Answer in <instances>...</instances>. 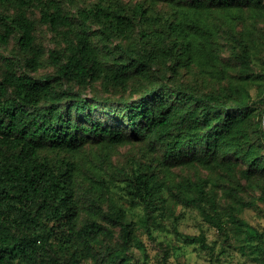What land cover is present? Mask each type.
Returning <instances> with one entry per match:
<instances>
[{
    "label": "trees",
    "instance_id": "obj_1",
    "mask_svg": "<svg viewBox=\"0 0 264 264\" xmlns=\"http://www.w3.org/2000/svg\"><path fill=\"white\" fill-rule=\"evenodd\" d=\"M157 1L162 11L156 1H99L73 15L59 0H0V47L15 41L10 55L0 54V264H81L87 257L131 264L138 223L128 209L99 190L81 206L77 162L44 153L73 155L91 140L102 147L139 140L158 152L125 178L151 238L165 230L163 205L177 201L198 209L220 240L229 239L230 222L237 234L253 228L264 260V229L239 212L261 206L264 214V66L259 74L255 62L264 50L257 31L264 0ZM40 25L57 37L56 48L38 44ZM47 63L53 72L33 74ZM194 67L201 82L181 77ZM207 75L227 82L204 89ZM257 81L263 94L254 100L247 84ZM98 82L120 95L86 92ZM176 167L210 174L172 179ZM212 185L221 189L220 210L205 204ZM186 242L211 256L218 243L205 232ZM164 253L162 263L170 264Z\"/></svg>",
    "mask_w": 264,
    "mask_h": 264
},
{
    "label": "rangeland",
    "instance_id": "obj_2",
    "mask_svg": "<svg viewBox=\"0 0 264 264\" xmlns=\"http://www.w3.org/2000/svg\"><path fill=\"white\" fill-rule=\"evenodd\" d=\"M64 8L73 15H77L79 7L93 5L99 1L110 4H123L126 7H131L137 3L146 5L156 1L153 7L159 11L165 8L163 2L157 0H59ZM31 16L39 19V9L31 11ZM261 36L264 37V23L258 25ZM37 42L46 50L56 48L57 37L48 29L46 25H40L37 32ZM15 45L12 40L7 47H0V54L10 55L11 48ZM227 51L224 52V60L229 63V74L234 78L236 69L229 59ZM47 57V56H46ZM256 70L261 74V66H264V50H261L260 58L255 60ZM1 65L3 62L0 60ZM53 72V67L50 63L45 64L33 74L40 75ZM1 76V69H0ZM181 77L186 81L201 82V72L198 68H184L181 70ZM204 89H218L226 84V80L217 82L210 75H207ZM260 82H248L247 87L250 90L254 100H257L261 94ZM264 85V78H263ZM261 83V84H262ZM89 94L98 93L103 97L116 98L120 95V90L115 87L106 88L99 82L93 87H89L86 91ZM137 96L139 93H135ZM254 107H262L259 103L253 104ZM264 126V115H263ZM44 153L53 158H70L78 164L77 171V197L81 206L86 207L91 198L96 194L97 190L105 193L108 201H115L125 206L129 211V219L138 223V228L135 235V240L129 250L131 264H163V256L165 250H168V262L170 264H264L261 260V251L257 248L259 239L254 237V229L250 233L237 234L234 225L230 222L228 225L229 239L220 240L219 234L215 227L206 222L201 212L194 208L185 206L182 203L173 201L166 203L161 208L158 219L165 227L164 231L155 234V239L151 238L142 225V208L134 205L130 195L127 193L128 183L126 174H131L132 170L138 165V162H149V157L156 156L154 153L145 147L144 141L133 140L130 143L118 145L115 147H102L99 143L89 141L87 145L76 154L71 155L66 152H51L44 150ZM171 174L172 179L180 178L181 176H191L196 179L198 177L208 176L210 171L201 167H176ZM101 180L99 183H96ZM96 184L100 187L97 188ZM214 184V183H213ZM215 191L211 195V199L206 202L208 208L212 204H216L220 210L221 189L212 185ZM163 204V203H162ZM239 212L250 222L254 227L261 230L264 229V214L261 206L251 208H241ZM84 218V215L83 217ZM200 232H205L210 241L217 240L215 255L211 256L209 251L200 247L199 244L187 243L186 238L192 237ZM119 234V229H115V238ZM98 259L95 257L83 258L81 264H94ZM214 260V261H213Z\"/></svg>",
    "mask_w": 264,
    "mask_h": 264
}]
</instances>
